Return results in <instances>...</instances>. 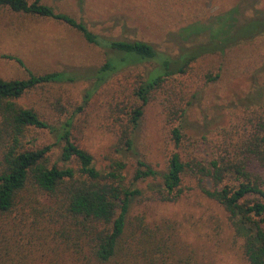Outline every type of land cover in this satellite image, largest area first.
<instances>
[{
  "label": "rangeland",
  "instance_id": "obj_1",
  "mask_svg": "<svg viewBox=\"0 0 264 264\" xmlns=\"http://www.w3.org/2000/svg\"><path fill=\"white\" fill-rule=\"evenodd\" d=\"M41 2L56 12L82 21L94 34L110 40H140L171 58L178 57L185 49L207 43L212 37L223 38L224 31L215 23V18L229 10H236L234 16L239 23L264 17V0H82L80 5L78 0ZM187 25H195L202 31L198 35L182 36L180 29ZM104 61L103 50L86 43L68 26L0 9V79L22 80L28 73L94 75ZM154 66L153 62L137 63L117 71L95 90L73 122L75 142L93 156L96 166L103 168L111 159H120L126 164L127 181H131L137 159L160 172L165 171L167 159L174 152L184 159L209 163L220 154L219 149L234 141L241 132L237 118L244 109L264 103L262 34L231 45L223 55L215 52L202 55L185 74L168 78L161 88L152 91L139 126L132 134L133 149L118 152L121 147L118 131L129 129L124 126L125 118L117 119L124 117V109L141 104L137 89ZM208 75L218 76L215 81L208 82ZM91 85L92 81L85 80L44 85L28 91L16 103L32 109L53 126L82 104ZM183 108L185 115L179 126L185 138L177 149L170 140V127L166 126L164 115ZM32 136L37 147H52L49 159L55 162L61 145L53 134L44 130L33 132ZM28 138L27 147H31V132ZM230 180L227 176L224 183ZM151 183L154 182L137 185L145 198L133 200L131 216L144 215L146 219L142 223L151 230L155 226L162 228V221H174V232L180 244L193 250L203 264H245L240 240L235 238L227 214L204 197L193 181L187 179L183 183L185 190L173 203L149 200L151 194L147 184ZM22 197L16 214L0 219V224L9 235L11 222L19 220L11 229L12 236L20 238L19 243H26L31 232L37 235L31 228V220L36 216L34 210H40L36 205L40 199L31 187ZM46 226L41 223L37 228ZM31 245V257H38L37 246L47 257L62 255L63 248L59 251L50 238L31 239ZM5 247L10 249V244L6 242ZM186 256L188 252L186 255L183 252L182 257Z\"/></svg>",
  "mask_w": 264,
  "mask_h": 264
},
{
  "label": "trees",
  "instance_id": "obj_2",
  "mask_svg": "<svg viewBox=\"0 0 264 264\" xmlns=\"http://www.w3.org/2000/svg\"><path fill=\"white\" fill-rule=\"evenodd\" d=\"M1 8L68 26L86 43L103 50L105 61L94 75L28 73L22 80L0 79V219L16 214L28 187L40 199L36 203L40 210H34L36 216L31 220V228L37 235L31 232L26 243H19L20 238L12 236L11 229L19 220L11 222L9 235L0 224V264H203L193 250L180 244L174 221H162V228L155 226L151 230L142 223L146 219L144 215L129 214L133 200L145 198L138 184L154 182L147 184L149 200L173 203L184 192L183 183L187 179L227 214L234 236L240 240L245 264H264V103L244 109L237 118L241 132L234 141L219 149L220 154L209 163L184 159L174 152L167 159L165 171L160 172L137 159L131 181L126 179V164L122 160L111 159L110 164L99 168L93 156L73 136L75 116L85 108L98 87L123 67L153 62L155 66L137 89L141 104L124 109V117L117 119L125 118L124 126L129 129L118 131L121 144L118 152L133 149L132 134L139 126L150 93L161 88L168 78L185 74L202 55L214 52L223 55L231 45L264 34V17L239 23L234 16L236 10H229L215 18V23L224 31L223 38L212 37L207 43L197 44L171 58L140 40H110L94 34L82 21L56 12L41 0L31 3L0 0ZM201 31L195 25L180 29L185 37ZM217 76L208 75V82L215 81ZM78 80L92 81L91 89L85 92L82 104L74 107L59 124L52 126L32 109L16 103L35 88ZM184 115L185 108L164 115L166 126L170 127V140L177 149L185 138L179 126ZM44 130L53 134L61 145L55 162L49 159L51 146L34 144L33 132ZM30 132L31 147H27ZM227 176L231 182L224 183ZM41 223L47 226L37 228ZM41 238H50L59 251L62 247V255L47 257L37 246L38 257H31V239ZM6 242L10 249L4 248ZM183 252L185 255L188 252V256L182 257Z\"/></svg>",
  "mask_w": 264,
  "mask_h": 264
}]
</instances>
